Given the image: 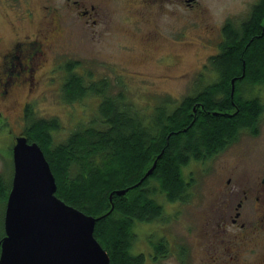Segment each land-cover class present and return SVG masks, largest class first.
Listing matches in <instances>:
<instances>
[{
	"label": "rangeland",
	"instance_id": "obj_1",
	"mask_svg": "<svg viewBox=\"0 0 264 264\" xmlns=\"http://www.w3.org/2000/svg\"><path fill=\"white\" fill-rule=\"evenodd\" d=\"M11 1L0 0V53L25 33L32 36L39 19L41 20L43 6L47 3L61 8L60 12L66 16L67 28L64 34L61 35L59 32L61 40L54 47L56 52L49 50L41 59V73L33 80L32 90L26 92L30 86L28 82L24 84L25 87L18 86L16 91L14 89L15 94L10 98L0 100V175L8 183L12 181L13 174L12 145L15 138L25 135L28 128L29 120L24 118L25 107H30L33 118L56 119L59 126L50 130L54 143L62 142L78 126L87 125L93 117L98 116L97 106L100 100L96 96L87 95L81 100L71 102L66 100L63 91L68 76L66 67L75 66L74 71L79 70V74H82L86 81L106 80L110 89L108 94L113 96L121 93L127 96L134 108L145 113L166 99L165 96L172 99V107L177 106L182 98L198 92L203 86L215 80L214 73L208 69L204 71L202 79L197 77L207 58L217 53V44L222 38V26L226 21L237 26L246 20L251 6L257 2V0H194L192 6L188 7L184 0L179 1L180 3L177 0H165L164 8L160 10L162 15L159 22L166 37L161 45L148 48L141 45L137 36L118 24L126 20L127 3L130 4L132 0H102L107 7L112 8L111 23L116 27L99 41L93 38L86 40L84 35L87 31L89 37V28L85 30V26H81L82 22L76 11L70 8L74 7L71 0H19L23 12L25 7L33 10V19L24 21L16 17L17 11L11 8ZM64 8L66 10H63ZM153 8H155L153 17H158V6ZM117 43L124 46L120 48ZM126 47L131 49L128 50ZM90 54L94 62L93 71L87 58ZM106 59L111 64L107 65ZM111 65H114L118 73L108 68L110 73H104L105 67ZM244 90L246 92L243 93L244 96L250 97L251 93L248 92L250 88L246 86ZM259 124L262 129L258 136L242 131L237 142L232 143L219 155L221 159L218 163L238 164L239 171L235 174L237 178L244 173L251 175L257 168L259 154L264 153V116ZM164 154V148L159 149L156 157L152 158V164L148 168L153 165L154 167L150 174L154 173L157 160L161 161ZM214 169L215 172L223 171L221 167ZM141 178L135 184L144 179ZM209 186L211 184H207L205 189L196 190L179 204L165 209L159 219L140 221L133 225V239L129 248L130 253L141 256L143 263L140 264H173L157 263L152 257L154 251L151 246L161 236L170 240L173 261L178 258L175 253L186 244L193 257H200L199 241L203 239V234H199V230L203 224L205 211L213 203L215 192L218 193L217 188L209 189ZM5 204L6 199L0 201V239L4 235L2 219ZM171 205L167 204V207Z\"/></svg>",
	"mask_w": 264,
	"mask_h": 264
},
{
	"label": "trees",
	"instance_id": "obj_2",
	"mask_svg": "<svg viewBox=\"0 0 264 264\" xmlns=\"http://www.w3.org/2000/svg\"><path fill=\"white\" fill-rule=\"evenodd\" d=\"M251 8L246 21L237 26L226 21L222 26L217 54L207 58L197 77L202 79L208 69L216 79L182 98L177 106L172 107V99L166 97L152 111L150 104L145 113L134 108L127 96L108 94L106 80L86 81L71 66L66 67V100L96 96L100 100L97 117L54 143L50 130L59 126L56 119L33 118L26 110L25 135L42 149L55 177L56 195L86 214L99 216L93 234L107 251L110 264L142 262L140 255L130 253L133 225L159 217L162 206L147 194L148 183L134 184L139 178L136 172L148 168L160 148L165 150L164 157L183 164L190 154L200 157L221 150L242 127L253 131L262 106L244 96L243 89L264 84V0ZM161 164L158 159L152 174L159 189L166 191L167 184H176L177 176L182 182L174 164H167L166 173L160 171ZM10 185L0 175V201H5ZM117 189L127 190L116 195ZM168 197L174 198L169 193Z\"/></svg>",
	"mask_w": 264,
	"mask_h": 264
},
{
	"label": "flooded vegetation",
	"instance_id": "obj_3",
	"mask_svg": "<svg viewBox=\"0 0 264 264\" xmlns=\"http://www.w3.org/2000/svg\"><path fill=\"white\" fill-rule=\"evenodd\" d=\"M18 1L12 0L10 2L11 8L17 11L16 17L23 21L25 19L32 20V8L25 7L23 12V8H21ZM166 1L132 0L130 4L127 3V10H125L126 20L120 21L118 24L124 30L137 36L141 45L148 48L159 46L166 37L162 33L161 23L159 22V17L162 15L160 10ZM177 1L178 3L183 2V0ZM184 1L188 7H191L194 0ZM71 3L74 7L70 8H74L76 11L82 22L81 26H85V30L87 27L89 28L91 36L89 34V37H87L86 31L84 35L86 40L93 38L99 41L104 35L110 34L115 29L116 25L111 23L112 8L107 7L102 0H71ZM153 6H158L159 8V16L155 17L156 19L153 17L155 9ZM60 9L51 3L44 5L41 20L39 19L38 26L32 32V36L25 33V35L15 39L13 43L4 48V52L0 53V100L10 98L12 94H15L14 89L16 91L18 86L25 87L24 84L28 82L30 86L27 87L26 92L32 90V86H34L33 80H35L37 74L41 73V59L44 58L49 50H54L53 53L56 52L54 47L61 40L59 32L62 35L66 31V16L60 12ZM63 10L66 9L64 8ZM220 42L219 40L217 51ZM118 43L117 46L120 48L124 46L122 43ZM126 48L128 50L131 49V47ZM87 58L89 59V67L93 71L92 54ZM105 62L107 65L111 64L107 59ZM107 68L113 69L112 72L118 73L114 65L105 67L104 73H110ZM213 76L216 79L217 75L214 74ZM250 93V98L256 99L262 106L261 112L254 120L253 131L242 127L235 137L227 142L221 150L211 152V154L205 156L201 155L200 157L190 154L185 158L186 162L183 164L179 162L180 160L171 158L169 155L161 158L162 164L159 168L162 173L167 172V164L170 162L174 164V171L180 173L182 177V182L180 181V176H177L175 179L176 184L174 182L167 184L166 187L168 189L166 191L159 189L157 182H155L156 178H153L152 174L141 181L148 183L145 187L147 194H151L156 203L162 206L160 212L162 215L165 209L179 204L182 199L192 195L196 190L205 189L207 184H211L209 189L217 188L218 192H215L213 203L205 211L204 219L202 220L203 224L199 230V234H203V239L199 241L201 250H199L198 255L200 257H193V253L189 251L186 244L175 253L178 258L173 261L174 256L172 257L170 253L172 252L170 240L161 236L151 246L154 251L152 257L157 263L264 264V153L259 154L257 168L251 175L244 173L238 178L235 176L236 171H239L237 163H233V165L218 163L221 159L219 155L223 150L229 148L232 143L237 142L242 131H247L251 135L256 136L261 132L262 126L259 122L264 116V84H252ZM168 106L171 107L172 105L168 104ZM27 109L31 112L30 107H25L24 111L26 112ZM25 136L27 137V135ZM215 167H219V169L221 167L223 171L215 172ZM147 169L136 172L137 175L139 174L138 179L143 177ZM150 183L152 184L149 185ZM218 188H220V191ZM168 193L172 194L174 198L170 199ZM252 194L254 197H252ZM251 201H253L252 205ZM167 204L172 205L167 207ZM160 216L152 220L159 219Z\"/></svg>",
	"mask_w": 264,
	"mask_h": 264
},
{
	"label": "water",
	"instance_id": "obj_4",
	"mask_svg": "<svg viewBox=\"0 0 264 264\" xmlns=\"http://www.w3.org/2000/svg\"><path fill=\"white\" fill-rule=\"evenodd\" d=\"M231 83L232 95L233 79ZM12 147L13 174L3 210L0 264H109L108 253L93 234L99 216L86 214L56 195L55 177L36 142L19 135Z\"/></svg>",
	"mask_w": 264,
	"mask_h": 264
},
{
	"label": "bare ground",
	"instance_id": "obj_5",
	"mask_svg": "<svg viewBox=\"0 0 264 264\" xmlns=\"http://www.w3.org/2000/svg\"><path fill=\"white\" fill-rule=\"evenodd\" d=\"M12 172V171H11Z\"/></svg>",
	"mask_w": 264,
	"mask_h": 264
}]
</instances>
